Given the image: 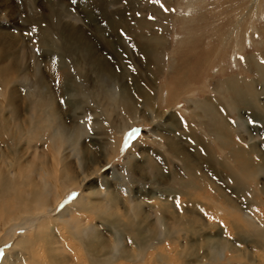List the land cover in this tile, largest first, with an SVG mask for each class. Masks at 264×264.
<instances>
[{
    "label": "bare ground",
    "instance_id": "obj_1",
    "mask_svg": "<svg viewBox=\"0 0 264 264\" xmlns=\"http://www.w3.org/2000/svg\"><path fill=\"white\" fill-rule=\"evenodd\" d=\"M257 8L256 6L255 9ZM48 23L50 27V18ZM45 26L37 24L33 28L34 39L29 44L33 60L32 77H27V73L23 71L22 56L20 64L16 61L15 66L11 63L2 64V55L0 59V254L4 252L0 264H181L180 254L188 250V253L194 255L195 251L203 247L223 256V251L231 248L225 235L204 236L202 230L205 226L215 225L210 221L212 217L218 216L220 220L226 215L228 227L235 233V240L245 246L244 254L241 255L245 261L241 264H264V188L257 182L258 177L264 174V157L255 142L244 141L241 134L230 130L224 123L227 116L224 106L237 111L236 122L242 132L246 128L239 112L244 114L249 109V115L254 118L259 117V111L264 112V107L260 108L256 101L258 96L262 97L256 83L259 82L264 87V67L257 56L247 58L246 62L251 64L250 68L252 67L259 80L256 77L250 81L230 78L220 82L219 89L230 90L233 92L231 97L225 100L218 89L215 95L220 97H206L192 102L202 114L201 117L197 116L196 110H193L191 118L183 120L187 132L185 137L193 142L192 154H187L185 150L176 151V146L173 149L168 144L169 152H175L179 156L176 159L182 164L184 176L181 178L177 171L171 169L170 178L177 187L171 200L168 196L166 200L164 197H154L150 214L154 217V222L149 221L151 216L148 213L149 217L145 215L143 202L141 203L143 198L135 199L133 194L112 196L111 192L103 188L100 194L105 195L102 203H97L101 199L96 203L91 201L97 194L94 191L95 185H89L88 192H80L60 213L48 217L47 213L54 210L56 202L67 191L84 185L86 178H90L98 170L92 168V173L87 171L90 165L82 149L81 139L86 135L96 139V134H104L101 140H107L102 141L103 147L97 142L90 149L95 161V151L100 148L104 161H109L117 144H114L115 139L112 138L115 121L111 120L107 124V118V121H102L103 118H94L90 113L84 112L75 115L79 123L75 121L72 127L65 124L43 74H51L55 87H59L64 79L68 80L72 72L70 74V70L62 66L65 61L63 51L60 52L56 46L55 36L60 32L57 28L52 30ZM134 27L138 36L143 39V25L136 23ZM114 28L108 21L102 25V30L114 31ZM68 31L65 35L67 43L69 41L90 52L89 56L94 60V65L89 66L90 70H94L97 76H107L110 67L95 58L90 45L76 35L77 29L73 25L69 26ZM152 41L155 42L150 47L153 59L158 54L161 40ZM67 43L65 42L66 47ZM40 47L46 49V54H43L45 59H39L33 54ZM148 51L149 49L146 50L147 55ZM41 62L43 67L39 74ZM73 67L77 74L81 73L80 63L75 62ZM235 82L241 84V87L233 85ZM19 86H27L22 89L21 94L17 93L21 88ZM63 88L66 89L67 85L61 87ZM109 93L110 105H113L122 121L129 124L130 119L137 115V107L129 99L128 91L119 89ZM156 98L160 100V96ZM75 105L78 111L83 109V105L76 99L70 100V106ZM110 105L105 109L108 118H111L108 111ZM142 105L155 117L152 113L153 96L150 89ZM89 117H92L91 121ZM197 126L203 128V134ZM122 128H125V124ZM20 143L25 144L24 152L18 146ZM213 148L220 150V154L213 152ZM25 154L28 158H25ZM148 165L150 169L159 170L152 162H148ZM77 169L78 175L74 176ZM85 214L97 218L109 231L95 233L91 221L84 218ZM33 216L39 223L35 224L32 234L15 236L11 233L13 222H20L24 218L32 219ZM65 216L72 217L78 226L66 222ZM221 225L225 230L223 223ZM64 227L67 238L60 233ZM75 227L78 232L73 230ZM55 232H58L57 236H54ZM223 233L228 232L225 230ZM180 235L190 238L198 235L201 242L195 244L186 241L181 246L177 242ZM67 239L71 241L69 247ZM47 242L49 243L46 244ZM56 243L60 245L54 246ZM248 243L260 250L257 252L255 249L256 252L251 255ZM67 252L70 255H66ZM170 254L174 256L170 258ZM231 259L233 258L228 257L227 261ZM215 260L214 263L219 262V259ZM184 264L201 262L191 260Z\"/></svg>",
    "mask_w": 264,
    "mask_h": 264
},
{
    "label": "rangeland",
    "instance_id": "obj_2",
    "mask_svg": "<svg viewBox=\"0 0 264 264\" xmlns=\"http://www.w3.org/2000/svg\"><path fill=\"white\" fill-rule=\"evenodd\" d=\"M105 21L115 26L114 31L102 30ZM136 23L144 27L143 39L135 30ZM37 24L46 25L45 27L52 30L57 28L60 32L54 36L57 48L63 51L65 61L62 66H66L70 74L72 72L68 80L64 79L59 87H55L51 74H43L46 86L49 87L65 124L72 127L74 123H79L75 115L84 112L90 113L94 118H103L102 121L108 120L107 124L111 120L115 121L112 138L115 139L114 144H117L116 151L109 161H104L102 158V148L95 151L97 155L95 161L90 149L97 142L103 147L102 141L107 140H101L104 134H96V139L88 135L81 139L82 149L90 165L87 171L92 173L94 170L92 168H98V170L92 173L90 178H86L84 185L67 191L56 202L54 210L47 213L48 217L60 213L75 196L83 191L88 192V188L95 185L94 191H97V194L91 201L96 203L101 199L97 203H102L105 195L100 196V194L103 188L111 192L112 196H121L122 193L133 194L135 199L143 198L141 203L143 202L145 215L149 214L151 216H148L149 221L154 222V217L150 215L154 197L160 196L166 200L168 196L171 200L177 187L170 178L171 169L177 171L181 178L184 176L182 164L176 159L179 156L175 152H169L168 144L173 149L176 146V151L185 150L187 154L189 152L192 154L193 142L185 137L187 132L183 120L188 121L193 110H196L197 116L202 115L192 102L206 97H220L215 95V91L219 89L220 82L230 78L236 80L243 78L250 81L256 77L259 80L252 67L250 68L251 64L246 62V59L253 55L257 56L264 67V0H159V2L156 0H75V2L73 0H0V59L2 55V64L14 65L16 61L20 64L22 56L23 71L29 78L32 77L33 62L29 44L34 39L33 28ZM70 25L77 29L76 35L90 45L95 58L102 60L110 67L107 76H97L94 70H90L89 66L94 65V60L90 57L88 49L76 47L69 41L67 43L65 35L69 32ZM153 39H159L161 43L157 56L152 59L150 47L155 43ZM66 49L69 50L66 51ZM147 49H149L148 55ZM37 50L33 53L34 56L43 58L46 54L45 47ZM75 62L80 63L79 70L82 74H77L74 70ZM42 67L41 62L39 74ZM66 85V89H61ZM233 85L237 88L241 87L238 82ZM256 86L262 94V97L258 96L256 101L262 108L264 107V87L259 82ZM19 87L21 88L17 93L21 94L22 89L27 86ZM119 89L128 91L129 99L131 98L137 107V115L130 119L129 124L122 121V117L116 113V110L114 111L113 105H110L111 93L109 92ZM149 89L153 96L152 113L155 117H152L142 105ZM219 92L225 100L233 95L230 90ZM113 95L116 96V93ZM159 96L160 100L156 98ZM75 99L83 105V111L75 109L76 105L70 106V100ZM109 105L111 108L108 111L111 118H108V112L105 110ZM224 107H226L227 115L224 123L227 127L241 134L244 141L255 142L257 149L264 157V112L259 111L257 119L249 115V109L244 114L239 112L246 128L242 132L238 129L236 122L237 111L231 110L228 106ZM123 124L125 128H122ZM197 129L203 134L202 127L197 126ZM133 130H135L134 134L129 137ZM18 146L21 152H24L25 144L20 143ZM212 151H216L217 155L220 154L218 149L213 148ZM9 155L11 156L10 153ZM25 158H28L26 154ZM148 162L155 164L159 170L150 169ZM78 172L79 169L75 170L74 176H77ZM260 176L257 182L264 188V174ZM34 216V220L24 218L20 222H13L11 233L15 236L32 234L35 231V224L39 223L35 221ZM84 218L91 221L95 233L109 231L92 215L85 214ZM64 220L72 226H78L72 217L65 216ZM210 221H213L215 225L205 226L202 230L203 235L211 237L225 235L232 249H225L223 256L205 247L195 251L194 255L187 250L180 254L181 264L191 260L201 264H210V261L213 262L212 264L244 262L241 255L244 254L245 246L235 240L234 231L228 227L227 215L220 220L218 216H214ZM221 223L228 233H223L225 230ZM84 226L87 227V225ZM73 230L79 231L76 227ZM60 233L66 235L65 227L61 228ZM56 234L58 232H55L54 236H57ZM199 240L198 235L191 238L180 235L177 242L182 246L186 241L197 244L201 242ZM67 242L69 247L70 239H67ZM211 242L213 243L214 240ZM40 244L43 245V242ZM56 244L54 246L60 245ZM247 245L251 255L260 250L254 248L252 243ZM3 255L4 252L0 254V259ZM66 255L70 253L67 252ZM172 256L174 255L170 254V258ZM228 257L233 259L227 261ZM215 259H219V262L214 263Z\"/></svg>",
    "mask_w": 264,
    "mask_h": 264
},
{
    "label": "snow or ice",
    "instance_id": "obj_3",
    "mask_svg": "<svg viewBox=\"0 0 264 264\" xmlns=\"http://www.w3.org/2000/svg\"><path fill=\"white\" fill-rule=\"evenodd\" d=\"M73 2H75V0H73ZM156 2H159V0H156ZM90 120V117L88 118ZM135 130H133V133L129 134V137H131L134 134Z\"/></svg>",
    "mask_w": 264,
    "mask_h": 264
}]
</instances>
